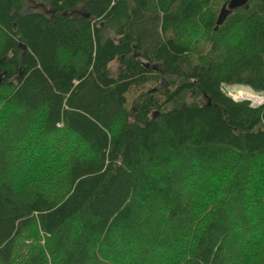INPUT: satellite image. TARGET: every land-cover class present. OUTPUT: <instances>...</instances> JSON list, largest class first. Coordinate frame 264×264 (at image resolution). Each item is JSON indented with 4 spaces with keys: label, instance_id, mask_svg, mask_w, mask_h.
<instances>
[{
    "label": "trees",
    "instance_id": "16d2710c",
    "mask_svg": "<svg viewBox=\"0 0 264 264\" xmlns=\"http://www.w3.org/2000/svg\"><path fill=\"white\" fill-rule=\"evenodd\" d=\"M227 1L0 0V264H264V104L222 91L264 93V0Z\"/></svg>",
    "mask_w": 264,
    "mask_h": 264
},
{
    "label": "rangeland",
    "instance_id": "374dc122",
    "mask_svg": "<svg viewBox=\"0 0 264 264\" xmlns=\"http://www.w3.org/2000/svg\"><path fill=\"white\" fill-rule=\"evenodd\" d=\"M40 2H34L31 3V8L33 10H40L41 7L39 6ZM158 71H160V68L158 67ZM164 83V82H163ZM222 91L229 97H231V99H233L234 101H247L248 99L250 100V104L251 107L253 108H257L261 105L264 104L263 98L264 97V93H258V92H254L252 91L250 88L246 87V86H241V85H228V86H223L222 87ZM252 98H259L261 99V101L258 103L260 105L257 106H253V102L255 103V101H252ZM256 105V103H255Z\"/></svg>",
    "mask_w": 264,
    "mask_h": 264
},
{
    "label": "water",
    "instance_id": "95a60500",
    "mask_svg": "<svg viewBox=\"0 0 264 264\" xmlns=\"http://www.w3.org/2000/svg\"><path fill=\"white\" fill-rule=\"evenodd\" d=\"M248 2L249 0H228L227 3L225 5L222 6L220 13L217 17V21H216V27L214 30L217 29V27L222 24V22L224 21V19L226 18V16L230 13V11L232 10H236L239 8H248ZM20 48H22L24 50V46L20 45ZM146 67L149 68V66L146 65ZM159 65H152L150 66V68L152 70H158Z\"/></svg>",
    "mask_w": 264,
    "mask_h": 264
},
{
    "label": "bare ground",
    "instance_id": "6f19581e",
    "mask_svg": "<svg viewBox=\"0 0 264 264\" xmlns=\"http://www.w3.org/2000/svg\"><path fill=\"white\" fill-rule=\"evenodd\" d=\"M261 99H263V101H264V97L261 98ZM261 99H259V98H252V101L254 100L255 103H256V105H260V104H258V103L261 101ZM253 103H254V102H253ZM255 103H254V104H255Z\"/></svg>",
    "mask_w": 264,
    "mask_h": 264
},
{
    "label": "built area",
    "instance_id": "2783aa9c",
    "mask_svg": "<svg viewBox=\"0 0 264 264\" xmlns=\"http://www.w3.org/2000/svg\"><path fill=\"white\" fill-rule=\"evenodd\" d=\"M253 106H257V105H255V104L253 103Z\"/></svg>",
    "mask_w": 264,
    "mask_h": 264
}]
</instances>
